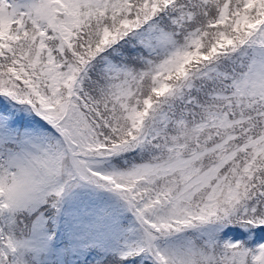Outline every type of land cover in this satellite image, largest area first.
<instances>
[{"label": "snow or ice", "instance_id": "obj_1", "mask_svg": "<svg viewBox=\"0 0 264 264\" xmlns=\"http://www.w3.org/2000/svg\"><path fill=\"white\" fill-rule=\"evenodd\" d=\"M0 264H264V0H0Z\"/></svg>", "mask_w": 264, "mask_h": 264}]
</instances>
